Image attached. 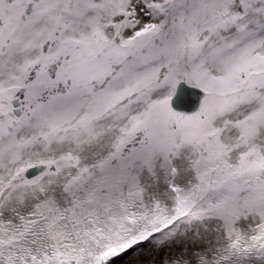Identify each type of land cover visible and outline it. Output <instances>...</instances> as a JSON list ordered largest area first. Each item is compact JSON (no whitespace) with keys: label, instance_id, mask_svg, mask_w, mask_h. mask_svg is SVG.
Wrapping results in <instances>:
<instances>
[{"label":"snow or ice","instance_id":"obj_1","mask_svg":"<svg viewBox=\"0 0 264 264\" xmlns=\"http://www.w3.org/2000/svg\"><path fill=\"white\" fill-rule=\"evenodd\" d=\"M0 264H264V0H0Z\"/></svg>","mask_w":264,"mask_h":264}]
</instances>
